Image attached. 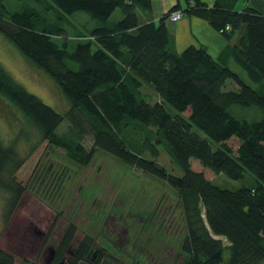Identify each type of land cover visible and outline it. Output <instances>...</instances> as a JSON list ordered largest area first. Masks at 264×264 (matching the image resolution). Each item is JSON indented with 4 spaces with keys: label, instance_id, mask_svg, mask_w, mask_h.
<instances>
[{
    "label": "trees",
    "instance_id": "obj_1",
    "mask_svg": "<svg viewBox=\"0 0 264 264\" xmlns=\"http://www.w3.org/2000/svg\"><path fill=\"white\" fill-rule=\"evenodd\" d=\"M28 1L20 10L9 11L0 0V34L51 75L69 107L64 114L57 112L19 84L1 63L0 95L38 128L40 140L84 165L94 147L101 148L173 187L186 225L180 245L183 264L264 260V15L251 6L236 10L237 0H215L212 6L185 0L186 7L177 3L154 23L140 22L137 14L138 9H150V0ZM117 9L122 17L111 22ZM174 10L199 16L224 35L227 43L219 60L203 46L175 51L166 24ZM78 11L93 24L77 25L71 16ZM227 25L229 30L224 29ZM145 86L156 93L155 101L146 99ZM232 105L257 107L262 116L239 119L229 112ZM64 120L72 139L56 132ZM136 124L144 130L138 146L124 138ZM87 133L93 140L89 149L82 145ZM231 138L237 140L235 148L228 143ZM159 146L181 176L156 161ZM147 151L150 157L144 156ZM191 158L231 179L250 172L256 182L234 189L219 187L192 169ZM26 159L14 141L5 145L0 139V189L8 194L7 215L23 192L15 173ZM207 228L220 239L211 240ZM72 230L56 246L52 264L61 261ZM91 243L92 238L85 237L68 264L87 258L100 264L104 249ZM225 251L229 256L223 262ZM0 264H15L13 255L1 247Z\"/></svg>",
    "mask_w": 264,
    "mask_h": 264
},
{
    "label": "rangeland",
    "instance_id": "obj_2",
    "mask_svg": "<svg viewBox=\"0 0 264 264\" xmlns=\"http://www.w3.org/2000/svg\"><path fill=\"white\" fill-rule=\"evenodd\" d=\"M25 2L29 1L4 0V5L9 11H16ZM121 17L117 9L109 20L115 22ZM71 19L77 25L91 26L94 22L82 11L74 13ZM0 63L27 91L57 112L64 114L68 109L67 98L51 75L31 63L1 34ZM142 92L148 96V101H155L153 94L156 93L148 86L143 87ZM9 103L0 95V139L5 145L14 141L19 153L27 156L15 173L16 181L24 189L8 215V194L0 189V247L13 255L15 264H52L54 256L50 258V250H55L71 227L68 247L61 251V264H68L67 259L87 236L92 238V247L104 249L100 264H183L185 256L180 245L186 235V225L173 187L101 148L94 147L87 164L78 163L60 147L40 140L38 128ZM229 112L247 120L262 116L261 110L254 106L232 105ZM193 130L206 137L197 127ZM56 132L72 139L66 120ZM143 137L140 124L124 134L130 144L137 146ZM211 143L215 148L216 143ZM228 143L235 148L237 140L231 138ZM82 145L91 148L90 134L83 137ZM159 151L156 161L168 172L181 176L182 171L161 146ZM144 156L151 155L147 151ZM190 162L193 170L203 172L207 179L222 188L252 186L256 182L250 172L236 180L212 172L194 158ZM223 243L227 244L224 239ZM228 256L229 252L225 251L223 262ZM92 261L87 258L79 264ZM257 264H264V260Z\"/></svg>",
    "mask_w": 264,
    "mask_h": 264
},
{
    "label": "crops",
    "instance_id": "obj_3",
    "mask_svg": "<svg viewBox=\"0 0 264 264\" xmlns=\"http://www.w3.org/2000/svg\"><path fill=\"white\" fill-rule=\"evenodd\" d=\"M208 6H212L215 0H201ZM151 7L148 11L137 10L140 22L152 20L158 23L159 19L179 3L182 8L186 7L185 0H150ZM251 6L264 15V0H237L234 8L238 11ZM167 27L172 37L175 51L182 52L190 45L203 46L208 54L214 59H220L221 53L227 43L226 38L215 30L205 19L196 16L183 14L177 21L167 20ZM153 94V92H152ZM157 99V95L153 94Z\"/></svg>",
    "mask_w": 264,
    "mask_h": 264
},
{
    "label": "built area",
    "instance_id": "obj_4",
    "mask_svg": "<svg viewBox=\"0 0 264 264\" xmlns=\"http://www.w3.org/2000/svg\"><path fill=\"white\" fill-rule=\"evenodd\" d=\"M182 15H183L182 11H180V10H174L168 16V20L173 21V22L174 21H177V20H179L181 18ZM224 29L225 30H229L230 29V26L227 25V26H225Z\"/></svg>",
    "mask_w": 264,
    "mask_h": 264
},
{
    "label": "water",
    "instance_id": "obj_5",
    "mask_svg": "<svg viewBox=\"0 0 264 264\" xmlns=\"http://www.w3.org/2000/svg\"><path fill=\"white\" fill-rule=\"evenodd\" d=\"M206 232H207L208 237L211 240H214L215 241V240H219L220 239L219 237L213 235L208 228L206 229ZM54 252H55V250H50V258H53ZM59 264H61V262H59Z\"/></svg>",
    "mask_w": 264,
    "mask_h": 264
},
{
    "label": "flooded vegetation",
    "instance_id": "obj_6",
    "mask_svg": "<svg viewBox=\"0 0 264 264\" xmlns=\"http://www.w3.org/2000/svg\"><path fill=\"white\" fill-rule=\"evenodd\" d=\"M81 243V242H80Z\"/></svg>",
    "mask_w": 264,
    "mask_h": 264
}]
</instances>
